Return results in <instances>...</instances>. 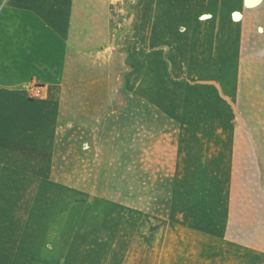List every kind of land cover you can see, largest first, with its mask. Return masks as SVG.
<instances>
[{"label": "crops", "instance_id": "crops-1", "mask_svg": "<svg viewBox=\"0 0 264 264\" xmlns=\"http://www.w3.org/2000/svg\"><path fill=\"white\" fill-rule=\"evenodd\" d=\"M124 15L130 34L119 51L114 38ZM175 62L191 71H235L211 101L221 102V112L207 111L221 114L222 126H208L209 153L201 158L198 144L185 150L178 136L173 175L143 181L126 208L113 200L94 206L118 211L112 233L119 210L126 211V253L115 248L118 233L71 237L81 229L83 205L72 217L64 203L58 228L55 207L39 211L34 202L26 225L38 229L39 219L61 238L12 233L7 206L16 213L20 194L11 183L60 181L55 167L77 164L64 158L62 143L134 100L136 69L144 106L158 118L179 116L151 94V69ZM120 68L126 74L119 83ZM35 84L48 98H31ZM75 100L98 106L89 110L97 120L70 117ZM70 187L64 193H81ZM0 264H264V0H0Z\"/></svg>", "mask_w": 264, "mask_h": 264}, {"label": "rangeland", "instance_id": "rangeland-1", "mask_svg": "<svg viewBox=\"0 0 264 264\" xmlns=\"http://www.w3.org/2000/svg\"><path fill=\"white\" fill-rule=\"evenodd\" d=\"M125 17L124 15L123 20L120 19L118 38H114V44H117L119 51H125L130 34L131 24L125 21ZM235 17L238 18L239 14H235ZM135 41L137 45L141 38L136 37ZM140 45L137 46L140 47ZM135 51L136 59H140L141 53H138L137 49ZM163 56L165 55L162 54ZM163 61L170 62V59L161 58L160 62L163 63ZM171 64L174 65L172 69L164 67V64H161L160 68L156 66V69H151V94L161 95L163 109L166 108L173 112L176 110L179 116L177 118H158L153 114L152 109L144 106L141 96L142 69H136L135 99L128 102L120 101L117 104L118 107H113V112L106 116L98 127L82 128L86 131L81 133L77 130L76 133L70 135V139L68 138L65 143H62L61 147L65 145V148H69L63 152L65 153L64 158L69 157L72 162L76 161L77 164L70 167H55L54 174L60 181L11 183L12 186L10 185L8 188H12L20 194V197L16 199V213H11L7 206V225H10L11 229L14 228L13 226L16 227L11 230L12 233H21L24 238H61L62 231L56 227L60 228L61 226L62 206L67 203L71 207L72 217H75L79 213V206L83 205L86 208L81 229L72 230L71 237L109 238L118 233V245L115 248L118 249L119 254L126 253V211L119 210V230L115 229L112 233L109 227L112 222L111 217L115 219L118 211L103 208L101 212L94 206L104 205L106 201L113 200L126 208L128 193L136 190L141 191L144 188L143 181H147L149 177L152 178L158 173L171 177L175 169L178 136L182 135L183 141L186 143L185 150H190V142L193 141L199 145L200 158L204 153L208 154L209 151L205 149L208 147L207 143L212 139V135L208 134V126H222V117L221 114L219 117L208 116L207 111H213L215 108L221 112V102L211 101L214 95L222 94L220 84L233 79L235 73L233 70L191 71L182 68L187 66L185 63ZM125 74L126 70L120 68L119 83ZM212 82L218 83L220 88L215 87ZM44 89L46 93L44 99H46L50 92L48 89ZM119 89L120 93L126 95L125 85H120ZM70 104L68 110L70 117H82L89 114L87 121L97 120L98 117L93 116L89 110L98 106L84 104L80 100H75ZM105 109L102 106L100 115ZM175 126H182L183 133L176 134ZM78 147L83 150L80 149L79 152ZM78 161L82 165L78 164ZM64 186H71L70 188L79 190L81 193L77 191L78 194H74V191L64 193ZM38 199L39 211L46 207H55L54 220L57 224L54 229H42L45 224H42L39 219H37L40 224L38 229H32L26 225L29 211ZM8 200L13 202L14 198ZM20 206H22L21 210ZM38 216H42V214Z\"/></svg>", "mask_w": 264, "mask_h": 264}, {"label": "built area", "instance_id": "built-area-1", "mask_svg": "<svg viewBox=\"0 0 264 264\" xmlns=\"http://www.w3.org/2000/svg\"><path fill=\"white\" fill-rule=\"evenodd\" d=\"M45 94L46 93H45L44 86L35 84L32 87L31 98H33V99H42V98L45 97Z\"/></svg>", "mask_w": 264, "mask_h": 264}]
</instances>
